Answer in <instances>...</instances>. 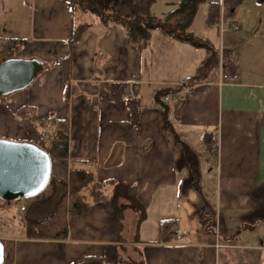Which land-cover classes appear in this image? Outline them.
I'll use <instances>...</instances> for the list:
<instances>
[{
  "label": "crops",
  "instance_id": "1",
  "mask_svg": "<svg viewBox=\"0 0 264 264\" xmlns=\"http://www.w3.org/2000/svg\"><path fill=\"white\" fill-rule=\"evenodd\" d=\"M223 2L207 0L200 7L189 30L194 43L158 28L137 50L117 22L137 14L134 0H86L84 8L66 0H2L1 11L8 5L4 15L18 5L29 7L30 15L25 33L13 24L7 32L0 21V63L37 59L45 70L30 88L6 97V107L0 102V121L13 127L0 133H27L17 119L25 104L34 109L28 116L68 121L70 170L92 174L112 203L110 209L96 204L93 186L84 189L80 197L90 210L68 217L65 241L28 239L25 202L5 203L0 239L14 242L13 264H77L89 257L105 264H264V62L245 68L252 72L248 77L232 75L231 59L247 57L250 49L256 58L247 61L264 60V13L241 14L232 20L239 31H222L221 21L209 26L207 19L209 5L223 10ZM177 3L159 0L152 14L163 19ZM85 24L91 28L70 49L74 28ZM206 45L221 46L216 72L202 69L210 54ZM66 57L73 59L69 89L57 65ZM104 84L133 87L142 103L139 128L130 126L124 101L101 99ZM166 95L173 97L171 107L163 104ZM211 159L216 162L212 216L195 204L201 189L191 185L198 177L204 181ZM88 190L90 202L83 195ZM19 216L22 235L13 230ZM169 220L177 221L174 243L161 237V225Z\"/></svg>",
  "mask_w": 264,
  "mask_h": 264
},
{
  "label": "trees",
  "instance_id": "2",
  "mask_svg": "<svg viewBox=\"0 0 264 264\" xmlns=\"http://www.w3.org/2000/svg\"><path fill=\"white\" fill-rule=\"evenodd\" d=\"M66 1L73 6L84 8L86 0ZM158 1L134 0L138 7L137 14L133 18L117 19L118 24L124 29L127 40L137 50H142L149 44L152 30L160 28L168 30L169 35L180 41L194 43L189 30L193 27L200 7L207 4V0H178L176 9L168 13L163 19L155 18L152 14V8ZM245 1L247 0H224L223 10L217 3L210 4L208 7V25L218 24L221 17L227 23H232L237 7ZM260 4L264 5V0H261ZM115 17L117 18V16ZM90 28L91 25L89 24L74 28L69 41L70 49L81 40L82 35ZM72 62L71 57H66L57 64L61 68L62 80L65 85L70 82ZM232 72V75L237 74L236 71ZM132 88L127 84H104L100 89V96L102 100L113 104L124 101L130 114V126L139 128L141 126L142 103L136 92L133 97L129 94ZM4 98L0 97V100H4ZM66 103L69 104V98L66 99ZM20 124L27 132L28 139L26 142L37 145L49 153L52 160V177L46 189L40 194L9 203L0 201V208H3L5 203L19 205L21 202H25L24 217L28 239L65 241L69 237L68 217L74 218L90 210V207L80 197V193L84 189L93 186L92 195L96 204L101 203L110 209L112 203L104 194V184L94 183L92 174L70 170L71 134L68 121L57 119L51 115L47 118L31 115L30 118H21ZM43 134H46L47 140L50 142L48 146L40 141ZM211 138L212 136L206 134L205 141L209 146H211ZM176 222V220H169L162 223L161 237L165 243H174L178 239L173 230ZM3 242L5 256L2 264H13L14 242ZM102 261V258L89 257L77 264H105Z\"/></svg>",
  "mask_w": 264,
  "mask_h": 264
},
{
  "label": "water",
  "instance_id": "3",
  "mask_svg": "<svg viewBox=\"0 0 264 264\" xmlns=\"http://www.w3.org/2000/svg\"><path fill=\"white\" fill-rule=\"evenodd\" d=\"M2 0H0V12ZM45 70L37 59H3L0 63V97L30 88ZM52 177L48 152L29 142L0 138V201L13 202L40 194ZM5 245L0 239V264Z\"/></svg>",
  "mask_w": 264,
  "mask_h": 264
},
{
  "label": "rangeland",
  "instance_id": "4",
  "mask_svg": "<svg viewBox=\"0 0 264 264\" xmlns=\"http://www.w3.org/2000/svg\"><path fill=\"white\" fill-rule=\"evenodd\" d=\"M261 0H251V1H245L241 6L239 5L236 9V13L233 19H237L239 18V16L242 14H244L245 16H250L251 14L253 15H259L260 12L264 13V7H262L263 4H260ZM258 4H260L261 6H259ZM160 5H163V3H160ZM7 3H4V9L0 12V21H3L5 23V27L4 30H6L8 32L7 29H9L10 24L16 25L19 30L21 32L25 33V30H27V24L29 22V7H23L21 5L15 6V8H13L12 12L10 14L7 13V15H4V12L7 9ZM163 7H158L157 8V13L159 15H161V9ZM241 8V9H240ZM260 16V15H259ZM257 26H260V22L257 23ZM198 26L201 28H205V25H202L201 23H198ZM229 27V23L226 24V28L228 30ZM218 29H220V26L218 27ZM219 31V30H218ZM228 43V42H226ZM208 46V45H206ZM209 47V58L208 60L205 62V65H203V71L205 70L206 72H216L218 71V63L219 62V49H220V45L217 48H213V46H208ZM247 52L249 53V55L247 57L244 58V56L240 55V56H235L232 57V61L234 63V69L236 70V73L240 76L242 75H247L248 77H250V75L252 74V72H244L245 68L246 71H250L249 69H247L251 63L254 64L255 68H258V66L256 65V62H264V60H262V56H260L257 59H252L255 60V62L252 61H247V59H251V58H256L255 56L252 57V55H250V49L247 50ZM228 53V52H227ZM233 55V54H232ZM226 64V63H225ZM264 66V63L263 65ZM225 67H227V65H225ZM214 68L216 69L214 71ZM232 68L229 66L227 68V71H231ZM263 70V69H262ZM264 71V70H263ZM255 76H252V78H254ZM7 99L8 98H4V100H0L1 104L3 105V107L7 106ZM32 110L34 111V109L30 108L29 105H23V107H21L18 110L17 113V119L20 120L23 117L26 118H30V116L26 115L25 113H27L28 110ZM29 114V113H27ZM17 127L18 123H17ZM13 127L11 125H8L5 122L0 121V131H7V130H11ZM0 135H4L7 137L8 140H12V141H20V142H25L28 139L27 133H25V135H20L19 137L15 136V134L13 135L12 133L9 134H3L0 133ZM15 137V138H14ZM2 138V137H1ZM16 139V140H14ZM215 176H216V162L214 160H210V164L209 167L207 168V170L205 171V173H203L202 177H203V182H199L198 180L200 179V177H198L197 180H192V187L195 188H199L201 189V196L199 199L196 200L195 204H197L198 207L202 208L203 210L205 209V213L206 215H214L215 213V208L214 205H216V186H215ZM197 182V183H196ZM90 194V195H89ZM86 197V201L90 202V198H92L91 196V190L86 191V193L83 194ZM84 201V200H82ZM16 207V206H15ZM14 207V208H15ZM18 211L19 212V207L18 209H8L7 213L8 214H12L13 212ZM24 217V216H23ZM19 219H17V226L15 228H13L14 233L18 234V235H22L24 233V228L23 226V220H22V216H19ZM21 222V225L19 224Z\"/></svg>",
  "mask_w": 264,
  "mask_h": 264
},
{
  "label": "built area",
  "instance_id": "5",
  "mask_svg": "<svg viewBox=\"0 0 264 264\" xmlns=\"http://www.w3.org/2000/svg\"><path fill=\"white\" fill-rule=\"evenodd\" d=\"M221 30L222 31H225L226 27H225V24L222 20L221 22ZM230 29H232L233 31H239L240 30V26L237 24V23H232L229 27ZM187 92V90H186ZM134 93H135V90L134 89H131L129 94L133 97L134 96ZM163 103L165 105H168V106H172V104H174V100H173V97L171 95H166L164 97V100H163ZM40 141L42 142V144L44 145H49L50 142L47 140V137H46V134H43ZM216 148H218V144H216ZM25 209H26V206H22L21 207V213H24L25 212ZM217 248H221L222 246H220L219 244L216 245Z\"/></svg>",
  "mask_w": 264,
  "mask_h": 264
}]
</instances>
